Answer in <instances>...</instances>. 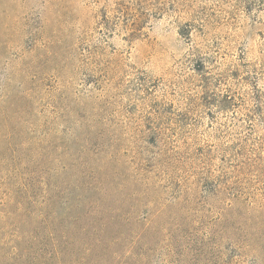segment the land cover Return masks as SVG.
Returning a JSON list of instances; mask_svg holds the SVG:
<instances>
[{
  "label": "rangeland",
  "instance_id": "obj_1",
  "mask_svg": "<svg viewBox=\"0 0 264 264\" xmlns=\"http://www.w3.org/2000/svg\"><path fill=\"white\" fill-rule=\"evenodd\" d=\"M0 264H264V0H0Z\"/></svg>",
  "mask_w": 264,
  "mask_h": 264
}]
</instances>
